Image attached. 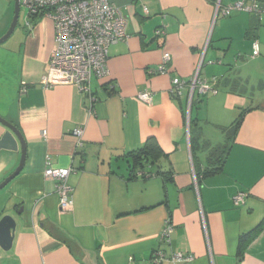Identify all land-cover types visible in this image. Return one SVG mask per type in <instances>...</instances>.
Here are the masks:
<instances>
[{
  "label": "crops",
  "instance_id": "crops-1",
  "mask_svg": "<svg viewBox=\"0 0 264 264\" xmlns=\"http://www.w3.org/2000/svg\"><path fill=\"white\" fill-rule=\"evenodd\" d=\"M13 1L0 0V37ZM108 1L126 21L127 40L110 45L108 77L93 80V102L74 85L40 84L54 48L48 18L18 21L0 46V117L20 131L26 148L22 171L0 191V219L15 221L0 264H150L158 248L192 256L183 264H264V227L237 256L239 237L264 221V13L215 19L217 4L239 0ZM254 1L264 8V0ZM163 51L170 71L159 75ZM197 69L217 93H195L188 111V90L174 98L169 88ZM145 90L150 105L137 98ZM148 139L163 155L133 167L128 154ZM223 146L221 169L204 175L216 165L211 152ZM20 156L17 138L0 125V183ZM49 167L71 169L67 212L59 210L56 182L44 176ZM238 193L246 197L235 206ZM166 221L170 245L160 241Z\"/></svg>",
  "mask_w": 264,
  "mask_h": 264
},
{
  "label": "built area",
  "instance_id": "built-area-1",
  "mask_svg": "<svg viewBox=\"0 0 264 264\" xmlns=\"http://www.w3.org/2000/svg\"><path fill=\"white\" fill-rule=\"evenodd\" d=\"M19 3L20 9H25L27 19L48 18L53 24L54 48L40 80L42 87L50 89L57 85H74L81 94L91 96L93 102L94 97L91 94L93 80L102 81L108 77L107 60L110 45L127 40L126 21L118 8L108 0H19ZM242 11L260 14L264 13V8H259L254 0H251L250 4H246L245 0H239L224 7L217 4L215 19ZM144 12H147L145 8ZM26 27H30V23L26 22ZM155 33L157 36L165 35L164 30ZM258 54V44L254 42L252 57ZM170 61V54L163 51L157 69L159 75H166L170 71ZM198 69L188 81L173 78L169 88V94L174 98H180L185 90H188V111L195 93L202 97L217 93L215 82L209 83L200 79ZM137 98L147 105L152 101L151 92L148 90L140 92ZM74 135L81 140L83 130L77 128ZM42 136L45 137L46 132L43 131ZM70 172V168L50 167L44 172L45 177L56 182L55 191L62 213L69 211L72 206L69 197L71 190L67 186ZM245 197L244 193L236 194L232 199L233 204L240 206ZM172 231L171 224L166 221L160 233V241L170 245ZM191 260L192 256L186 253L166 254L160 248L154 250L150 256V264H183Z\"/></svg>",
  "mask_w": 264,
  "mask_h": 264
},
{
  "label": "trees",
  "instance_id": "trees-1",
  "mask_svg": "<svg viewBox=\"0 0 264 264\" xmlns=\"http://www.w3.org/2000/svg\"><path fill=\"white\" fill-rule=\"evenodd\" d=\"M193 104V103H192ZM242 116H239L233 124L225 130L227 140H232L239 125L241 124ZM227 145V144H226ZM161 150L158 145L154 144L152 139H148L143 148L128 154V157L131 158V164L133 167H137L138 165H143L142 162L147 161H154L158 155H161ZM227 154L226 146L222 148H215L211 152L210 160L213 159L216 161V165L212 168H208L204 175L212 174L221 169V165L224 162ZM163 155V154H162ZM147 176L152 175L150 173H145ZM264 227V221L259 223L256 227H254L251 231L246 234H242L239 237L238 241V249H237V256L239 261L242 259L244 251L246 247L261 233Z\"/></svg>",
  "mask_w": 264,
  "mask_h": 264
},
{
  "label": "water",
  "instance_id": "water-1",
  "mask_svg": "<svg viewBox=\"0 0 264 264\" xmlns=\"http://www.w3.org/2000/svg\"><path fill=\"white\" fill-rule=\"evenodd\" d=\"M19 12H20L19 0H14L13 18H12L11 24L8 30L6 31V33L2 37H0V45L5 43L9 39V37L12 35L19 21ZM0 125L7 128L10 132L14 134L21 148V156H20L19 164L16 167V169L0 183V191H1L13 179H15L22 171L24 163H25V149L26 148H25V142L23 140V137L20 131L14 125H12L11 123H9L8 121H6L5 119L1 117H0ZM14 231H15L14 219L9 215L3 216L0 219V248L2 251L4 252L10 251L12 247Z\"/></svg>",
  "mask_w": 264,
  "mask_h": 264
},
{
  "label": "rangeland",
  "instance_id": "rangeland-1",
  "mask_svg": "<svg viewBox=\"0 0 264 264\" xmlns=\"http://www.w3.org/2000/svg\"><path fill=\"white\" fill-rule=\"evenodd\" d=\"M13 6H14V1H13ZM24 22H25V9L21 8L19 12V26L24 24ZM3 44H1L0 46H2Z\"/></svg>",
  "mask_w": 264,
  "mask_h": 264
}]
</instances>
